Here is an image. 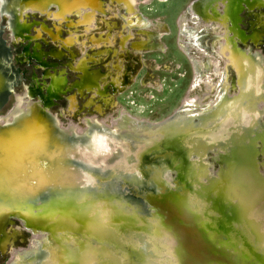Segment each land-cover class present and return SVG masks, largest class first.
Returning a JSON list of instances; mask_svg holds the SVG:
<instances>
[{"label": "bare ground", "instance_id": "6f19581e", "mask_svg": "<svg viewBox=\"0 0 264 264\" xmlns=\"http://www.w3.org/2000/svg\"><path fill=\"white\" fill-rule=\"evenodd\" d=\"M116 1L123 2L127 11L133 10L134 0ZM244 2L192 0L187 5L179 36L189 41L184 49L194 76L199 78L206 72L200 69L204 63L218 65L225 60L223 69H217L218 81H222L216 83L215 96L210 97L213 86L207 84L199 104L186 96L161 122L127 114L108 126L96 118L100 105L89 104L87 109L94 114L85 116V129L71 124L64 128L44 109L48 98L44 104L37 100L25 105L17 98L9 114L0 116V253L5 254L10 241L4 228L11 216L19 223L21 219L33 238L29 248L15 250L6 264H104V260L112 264H264L247 251L253 245H245L241 224L234 219L247 209L248 200L262 202L264 195V188L257 185L259 178L242 164L249 161L252 150L246 142H251V135L264 133V129L260 131L263 108L256 110V99L264 93V82L259 78L264 74L262 62L237 42L239 38L244 47L258 44L263 32L256 26L251 34L241 29ZM51 3L56 4L55 15L78 12L84 6L90 11L105 10L102 0H0V11L10 15L9 26L21 34L30 27L19 19L23 8ZM254 5L264 8L263 1ZM90 20L86 11L84 25L88 27ZM131 23L140 25V32L147 37L134 42L135 46L163 48L147 30L146 18L136 14ZM125 39L122 35L121 44ZM67 41L70 46L71 40ZM85 64L82 61L77 67ZM231 69L238 86L233 95L225 87ZM98 77L96 70H83L77 85L93 88ZM197 81L193 80L189 93L196 90ZM19 82L20 74L0 27V108ZM50 85L55 93L64 87L59 77H53ZM35 90L30 87L26 93ZM147 139L151 142L145 144ZM166 148L171 152L159 156L158 162L156 155ZM139 149L142 152L137 154ZM208 150L218 153L216 175H206L204 157ZM168 161H172L174 174L168 170ZM241 166L245 169L238 168ZM126 168L137 171L134 175ZM167 170L164 180L168 182L172 175V186L155 193V174L162 179ZM230 178L231 190L224 196L221 189ZM146 194L151 195L145 198ZM96 197L103 204L92 202ZM148 217H152L151 224ZM227 222L234 223L231 227L235 230L224 231ZM257 223L263 228L264 217ZM121 226L118 232L116 227ZM101 238L109 240V245ZM256 247L257 243L252 250Z\"/></svg>", "mask_w": 264, "mask_h": 264}, {"label": "rangeland", "instance_id": "374dc122", "mask_svg": "<svg viewBox=\"0 0 264 264\" xmlns=\"http://www.w3.org/2000/svg\"><path fill=\"white\" fill-rule=\"evenodd\" d=\"M191 1L134 0L133 10L127 11L125 4L121 1L102 0L104 11L97 8L90 11L87 10L90 7L84 6L78 12H68L62 15H55L57 10L55 3L36 8L26 6L19 13V19L30 27L21 34H15L9 26L10 15L0 11L2 36L11 48L13 63L20 74V82L13 88L7 101L0 108V116L5 117L9 114L17 98L21 99L23 105L29 101L38 102L39 100L41 104H44V98H48L49 104L45 105L44 109L55 115L64 128L71 124L83 130L86 128L85 116L92 117L94 114L87 109L89 104L91 106L99 104L101 112L96 111L98 114L96 118L108 126H114L122 115L127 114V116L151 123L161 122L175 111L186 96L190 99L194 98L193 100L196 99V103L193 104H199L202 100L201 94L207 91L205 88L207 84L210 87L213 86L210 97L215 96L214 91L218 86L216 83L219 82L217 73L223 69L225 60L218 62V65L210 61L204 63L200 69L206 72L202 73L199 78L195 77L189 63V55L184 49L189 41L184 42L179 36L180 22L183 20L182 13ZM251 1L246 2L245 0L244 2L240 27L247 34H251L252 27L256 26L263 32V36L258 44L250 42L253 45L250 44L248 47L246 45L244 47L239 38L237 42L240 43L238 44L240 48L253 52L259 57L264 71V8L257 9L254 5L257 0L252 1L253 5L250 4ZM259 1L264 2V0ZM86 11L91 14L88 27L82 21ZM136 14L148 20L147 30L154 33V40L157 39L163 45L162 49L134 45V42L147 38L144 31V33L140 32L142 28L140 25L134 26L131 23ZM187 21L183 23L188 24ZM122 35L126 36L124 44L119 41ZM67 40H71L70 46ZM208 43L209 39L207 47L205 46L207 50H209ZM54 51L56 56H59L58 58L52 55ZM82 61L86 64L78 68L77 66ZM83 70H96L99 74L94 89L77 85ZM53 77H59L63 81L64 87L57 93L52 92L53 88L50 85ZM259 78L263 83L264 74ZM193 80L199 82L197 81L196 90L189 93ZM30 87L37 89L31 92L36 95L33 99L30 98L31 94L26 93L27 88ZM225 87L229 89L228 94L230 92L233 95L237 92L234 69L229 71ZM210 102L208 104H211ZM256 105V110L263 108L260 116V122L263 125L260 131H262L264 129V93L256 99ZM186 117L187 115L181 117L179 121ZM250 140L251 142L248 141L245 144L252 149L250 158L242 164L252 169L255 178L261 181L257 183L258 187L260 188L259 185H261V188H264V133L256 137L251 135ZM145 142L147 144L151 140L147 139ZM120 147L119 145L118 148ZM204 159L206 162L204 166L208 169L206 175H216L218 153L208 150ZM127 171L132 172L133 169L129 168ZM135 171L132 174L135 175ZM155 178L159 179L157 174ZM172 179L173 176L169 175V181L162 180L161 183H164V187H171ZM231 182L230 178L222 187L221 191L224 196H227L231 190ZM262 200L261 204H259L260 200L256 203L248 200L247 209L244 212H238V218L234 216V219L241 224L240 233L241 238L246 239L245 245L258 244L255 251L252 250L254 245L247 249L251 255L257 257L259 256L257 251L260 248L264 250V233L260 230L264 227L261 228L257 223L261 217H264V195ZM102 201L100 198L92 200L94 203H102ZM14 217L16 216L9 218L4 228L5 232L10 235V241L6 245L8 251L6 250L5 254L0 253V264H6L15 250L29 248L33 241L31 234L26 232L27 228L21 219L19 223L14 220ZM148 218L151 224L152 217ZM169 240L170 237H167L166 245L171 243ZM70 244H74V241ZM74 247L78 248L76 245ZM100 260H103V257ZM104 261L102 262L104 264L111 263Z\"/></svg>", "mask_w": 264, "mask_h": 264}, {"label": "water", "instance_id": "95a60500", "mask_svg": "<svg viewBox=\"0 0 264 264\" xmlns=\"http://www.w3.org/2000/svg\"><path fill=\"white\" fill-rule=\"evenodd\" d=\"M185 12V11H184ZM142 152V150H138L137 151V154H140ZM169 152H171V151H169V149H164V150H162L160 153H158L157 155H156V157L155 158H158L159 160H158V162L160 161V158L163 156V155H166L167 153H169ZM174 153V157L176 158V155H175V152H173ZM159 156H161V157H159ZM172 160V159H171ZM147 161H149L148 159H147ZM174 161V160H173ZM161 162V161H160ZM167 163H170V165H167V167H168V170H170V171H174L175 172V169H173V166H172V161H168ZM144 165H145V163H143ZM143 165V166H144ZM239 169H245V167H238ZM168 170L166 171V173H164V176L162 175V179H156L155 180V186L153 187V188H155L154 190H155V193L158 191H160V188L161 187H164L163 185H164V183H161L162 182V180H164V177H167V172H168ZM169 171V172H170ZM159 188V189H158ZM148 195H151V194H146L145 195V198L148 196ZM258 197H256V199H257ZM255 199V200H256ZM258 200V199H257ZM259 202H261V201H259ZM258 213V212H257ZM257 213H256V216H257ZM104 216V215H103ZM15 219V221H18L19 219H17L16 217H14ZM105 225L106 224H108V217H106V215H105ZM234 222V221H233ZM227 225L226 226H224V231H233V230H235V229H233V228H235V227H231V226H234V225H232V224H234V223H229V222H227L226 223ZM154 226H157V223H155V224H153ZM116 229H117V231L119 232L120 231V229H122V226L121 227H116ZM261 231L264 233V228L263 229H261ZM101 241H102V243H105L106 245H109L108 243H110V241L109 240H107L106 238H101ZM255 244V243H254ZM253 243H252V245H254ZM108 250H110V248L108 247ZM258 254H259V257H260V260L261 261H264V250L263 249H259L258 251ZM118 262H119V260H118ZM109 264H111V263H109Z\"/></svg>", "mask_w": 264, "mask_h": 264}]
</instances>
